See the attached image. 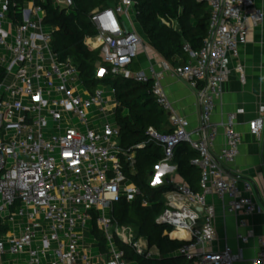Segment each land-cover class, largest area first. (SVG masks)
Listing matches in <instances>:
<instances>
[{
    "label": "built area",
    "instance_id": "2783aa9c",
    "mask_svg": "<svg viewBox=\"0 0 264 264\" xmlns=\"http://www.w3.org/2000/svg\"><path fill=\"white\" fill-rule=\"evenodd\" d=\"M40 1L45 0H0V264H130L118 243L154 257L132 226L120 225L110 216L121 194L130 201L140 193L125 183L119 130L107 116L110 100L100 89L94 94L82 91L77 68L69 59L58 61ZM206 1L211 15L207 36L200 50L184 45L185 65L162 62L159 67L131 72L148 47L137 31L134 0H114L113 6L94 10L97 34L87 37V46L100 51L101 63L113 74L152 83L156 101L174 131L159 137L164 144L163 163L174 159L181 143L198 153L193 164L201 171V192L177 184L159 218L173 228L170 237L178 230L186 233L179 255L192 264H237L242 260L240 252L228 246L218 252L210 248L216 240V212L207 197H218L228 214L252 215L260 209L253 200L252 183L241 180L230 168L240 151L236 116L228 117L226 144L217 154L211 151L218 137L212 117L231 75L230 59L239 58L250 25H260L264 13L253 0ZM54 2L61 9L73 5V0ZM237 71L244 80L241 66ZM105 73L107 69L99 66V75ZM168 73L197 90L200 129L190 131L189 122L170 103L162 85ZM94 107L106 115L102 132L88 124ZM260 110L264 112V107ZM263 129V117L249 123L253 135ZM123 156L133 160L132 154ZM93 222L102 234L103 246L93 235ZM253 235L250 230L238 239L245 243ZM97 247L99 253L93 256ZM253 264H264V243Z\"/></svg>",
    "mask_w": 264,
    "mask_h": 264
},
{
    "label": "trees",
    "instance_id": "16d2710c",
    "mask_svg": "<svg viewBox=\"0 0 264 264\" xmlns=\"http://www.w3.org/2000/svg\"><path fill=\"white\" fill-rule=\"evenodd\" d=\"M138 11L137 22L142 28L151 48L172 67L185 65L188 55L184 45L200 50L207 36L210 9L206 0H134ZM114 0H73L70 8L61 9L54 0L40 1L44 10V23L52 32L51 49L60 62L68 59L77 68L82 91L94 94L99 83L110 84L116 102L113 110L114 124L119 130V149L123 172L127 183L133 184L140 193L130 201L120 195L113 203L110 213L114 222L132 226L139 238L147 240L150 249L156 248L159 256L147 257L138 254L133 247L118 243L130 264H192L179 255L185 241L171 239L165 232L171 226L159 222L166 209L165 195L177 190L171 181L153 186L157 166L165 160L164 144L159 137L171 134L168 116L156 101L152 83L138 82L134 76L113 74L101 63L100 51L85 44L87 37L97 34L92 22V13L97 8H107ZM140 63L134 62L132 73L140 71ZM99 66L107 69L100 76ZM153 130L157 136L151 133ZM123 153L132 154L127 161ZM198 153L188 143L175 149L174 159L182 183L195 193H200L201 171L193 161ZM93 235L103 244L102 234L96 229Z\"/></svg>",
    "mask_w": 264,
    "mask_h": 264
},
{
    "label": "crops",
    "instance_id": "0c3cea01",
    "mask_svg": "<svg viewBox=\"0 0 264 264\" xmlns=\"http://www.w3.org/2000/svg\"><path fill=\"white\" fill-rule=\"evenodd\" d=\"M253 1L255 7L264 13V0ZM138 27L148 44L147 49L150 48L151 50H149L152 53L151 58L147 56L146 61H141V55L144 53L141 52L135 62L140 63V71L150 65L159 67L164 61L151 48L139 24L137 29ZM247 33L245 43L240 47L239 58L230 59L231 75L223 85L222 96L216 104L212 117V122L217 125L218 137L211 151L217 154L224 148L226 144L224 125L228 117L234 114L236 116L235 128L241 133V142L239 154L230 168L241 180L252 183L253 200L260 211L252 215L243 214V212L228 214L224 204L218 197L215 195L207 197L208 202L214 206L216 212L215 230L217 234L216 240L210 248L218 252L228 246L234 252H240L242 260L237 264H253L261 243H264V129L259 135H253L249 130L251 121L259 117H263L264 120V112L260 110L261 107H264V21L258 26L250 25ZM85 44L88 45L87 38ZM238 66L243 69L244 80L237 71ZM163 80L162 85L170 103L189 122V130L200 129L202 127V115L197 90L191 88L186 81L169 73L165 75ZM105 98L110 100L108 107L110 112H113L116 107L113 94L111 96L105 94ZM154 175L155 182L159 184L169 181L174 184L183 182L177 173V165L173 161L157 166ZM125 183L126 185H133L127 183V180ZM152 185L154 186L153 183ZM170 196V193L165 195L167 203ZM243 223L245 224L244 227H242ZM250 230L253 231L254 235L247 242L243 243L238 239L239 234L248 235ZM169 233L166 231L165 235L169 236ZM170 238L182 241L186 239L185 237L175 238L173 235ZM139 239L148 246L145 238L141 237ZM148 249L155 254L154 257L159 256V251L156 248L150 249L148 246Z\"/></svg>",
    "mask_w": 264,
    "mask_h": 264
},
{
    "label": "rangeland",
    "instance_id": "374dc122",
    "mask_svg": "<svg viewBox=\"0 0 264 264\" xmlns=\"http://www.w3.org/2000/svg\"><path fill=\"white\" fill-rule=\"evenodd\" d=\"M46 31H51L49 29V27L45 28ZM137 31L140 33L139 31V27L137 29ZM141 35V33H140ZM150 49V48H149ZM147 49L144 51V53L141 55V58L140 60L141 61H146L147 60V56L150 57L152 51L150 52V50ZM131 70V69H130ZM98 89H100L101 91L105 92L106 96H111V92H112V87L110 84H105V83H99L98 85ZM106 115L104 114V112L101 111V108H98V107H94L91 111H90V114L88 116V124L90 126V128L92 130H95L97 132H102L103 128H104V125L107 123V120H106ZM107 116L109 117V121L110 123L113 125L114 124V120H113V112H108L107 113ZM84 129V128H83ZM154 186H158L160 185L159 183H156L155 182V175L153 176V182ZM87 243V246H89V241L86 242ZM99 253V247H97V249L95 248L94 251H93V256L95 255H98Z\"/></svg>",
    "mask_w": 264,
    "mask_h": 264
},
{
    "label": "bare ground",
    "instance_id": "6f19581e",
    "mask_svg": "<svg viewBox=\"0 0 264 264\" xmlns=\"http://www.w3.org/2000/svg\"><path fill=\"white\" fill-rule=\"evenodd\" d=\"M173 236L185 237L186 233L183 230H178L172 234Z\"/></svg>",
    "mask_w": 264,
    "mask_h": 264
},
{
    "label": "water",
    "instance_id": "95a60500",
    "mask_svg": "<svg viewBox=\"0 0 264 264\" xmlns=\"http://www.w3.org/2000/svg\"><path fill=\"white\" fill-rule=\"evenodd\" d=\"M163 224H165V223H163ZM185 241H187V240L185 239Z\"/></svg>",
    "mask_w": 264,
    "mask_h": 264
}]
</instances>
